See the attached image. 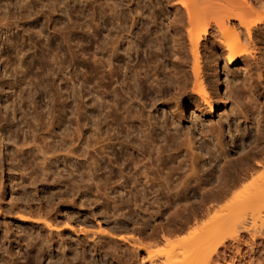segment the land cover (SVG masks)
I'll list each match as a JSON object with an SVG mask.
<instances>
[{
  "label": "rangeland",
  "instance_id": "obj_1",
  "mask_svg": "<svg viewBox=\"0 0 264 264\" xmlns=\"http://www.w3.org/2000/svg\"><path fill=\"white\" fill-rule=\"evenodd\" d=\"M21 2V0H12L11 6L3 9L6 1L0 0V14L5 12H9L11 14L20 12V5H23ZM220 2L223 1L221 0ZM46 3L49 5L43 9L49 16V21H44L45 19L42 18V21L40 20L35 24V26L38 27L37 30L43 28V26L46 28V36H40V38L36 33L37 30L34 29H32L33 31L30 30L28 32L29 26H22L20 30H15V35L12 33V38L16 39V43H20L19 46L24 43L22 45L23 47H21L25 49L24 52L27 51L25 52V58L27 59V62L29 61L30 67L27 71L26 69L24 70L27 78V82L25 81L26 84L24 83L25 85L23 86H16L17 82L20 81V78L23 76L22 72L14 71L6 75L4 66L0 67V85L4 86L3 84L7 83L13 84L17 87V92H12L8 88L7 90L5 89L6 91L0 88L3 90V92L0 91V127L1 125H5L4 129L0 131V264H49V262L58 261L64 264V260L59 259L62 255H64L65 261H69V264H117V262L114 261L116 258L118 261L119 256L117 255H122L127 250L126 242L119 240L121 237L128 238L132 236L135 237L134 235L137 236V233L134 232L137 226L138 228H143L148 234H159L161 236V232L164 231L163 229L165 227L169 229L171 226V228H173L170 229L174 231V235H172L169 240L164 239L163 236L162 238H158V236L155 235V241H149L151 244L149 246V251L156 254V258L158 257L159 260H163L168 251H171L173 248H177L175 246H178L179 243L185 241L188 242L193 238H198L200 234L203 235L207 229H210V227L216 224V216L220 217L221 213V215L225 212L228 213L226 209H228V207L233 209L236 205H231L230 201L224 204L220 203L218 205L219 207L217 206L215 210L212 211L211 215L206 214V216H204L205 214L201 215L198 213L197 216L199 218L197 217L195 220L193 217H189L192 218L189 219L186 216L191 213V209L198 210L196 206L198 205L197 201L199 198H194L188 203L168 201L167 199H162L161 202H141L142 194L144 195L142 190L143 188L138 185L134 187L135 185L133 184L136 180L137 182L142 181V177H138V169H136L133 164V162L138 161L135 157L139 159L146 156L149 157V153H154L152 152L154 151L152 148H155L153 146H156V149L158 150H155V153H158L161 150L162 152H160L161 154L163 153L164 157L175 156L176 159L173 158V161L168 166V169L171 170L170 168L173 169L178 166L181 160L186 159L184 156L186 155L187 146L185 147L183 144H185L186 140L185 134H189L190 138L193 139L194 142L198 141V147H200L203 143L204 146H207L204 147L203 154L207 162L205 165L209 168L211 165L209 166L208 164L212 163L210 161H213L214 155H212L211 160L210 157L207 156V150L205 149H208V146H210L211 143L209 141L210 139L205 138L202 135V131H209L211 126H215L216 124V127H219L220 123L226 128V136L223 138L224 144H226V147L233 149L234 146H232L230 141L231 137L227 135L229 131V125H227L229 121L227 117L232 120V129L235 131V125L233 119H231L233 116L230 117V114L233 115L232 112L235 111L234 113H236V110L239 109L237 106L235 107L237 104H235L234 98L235 92L237 93L238 90L237 87L241 86L239 87L241 98L248 97V99L250 98L252 101L255 99V101L257 100V103L262 104L264 102V36L259 37L260 40L257 39L260 51L256 53V57L254 59H249L245 62L246 64L242 62L239 65L229 67L228 63H226L223 59V52L219 49H215L214 53L223 59L220 61L222 72L220 77L222 81L225 80V77H227V89L225 87L221 91V95L225 98V101H227L226 106H220L216 102L215 105L217 113L213 116L206 114L203 115L201 113L195 114L193 112V107L196 106L195 100L188 99V107L177 113L176 117L174 115L177 110L175 104H177L176 102L179 98H176L173 89L175 88L174 86L168 85L169 87H167V89L169 91H165V95L169 94V96H164L163 92V101L160 100L161 102H157V99H155L156 91L154 88L151 89L150 82L148 83V86H144L143 89L140 87L137 88L138 86L136 85V87L132 85L133 88L129 87V81H127L128 84L127 82H124L125 85L127 84L126 87L125 85H122V82L125 79L124 74L126 73V70L124 69L128 70L127 72L130 73V75H128L129 77L131 76L130 79L132 80V84H135L133 80V77L137 78V75H134L136 73L135 70H140L142 66L145 67H142L141 70L142 78H145L146 74L143 75L144 72H149V75L151 76V74L155 73L154 71H159L160 77L164 75V77L162 76V79H165L164 81L170 83V81L167 80L168 76H165V73L167 74L172 72V68L174 66H178V63L172 55L173 49H170L173 46V38L171 37H173L172 34H174V32L170 29L169 31L167 27L169 24L167 22H170L173 19V17H171L173 15L170 9L168 10L169 6L164 0H45V4ZM214 3L211 1V4ZM35 4H37V7L39 6V9L41 1L37 0V3ZM17 6L19 7L17 8ZM113 8H115V10H112ZM40 9H42V7ZM138 11L140 13H138ZM114 12L115 14L118 13L116 15L117 17L114 15ZM153 14H156L155 16L159 18H157V22L160 21L155 24L156 27L155 25H152L155 23ZM116 18H119L118 21L121 19V23H123H119L120 21L118 22ZM35 19L36 17H33L25 21ZM150 21L152 22L150 23ZM118 23L121 26L118 25ZM144 23L146 25H144L145 28L147 27L148 29L149 26L152 28L151 29L149 27L153 30L152 32L155 33L154 35L148 34L149 37L146 34L140 35V33H145L147 30L141 29ZM165 26L167 28H165ZM25 29L26 32H24ZM31 31L33 33H31ZM138 35H140L142 39ZM10 36L11 34L2 36L0 39V49L5 54L10 53L12 61L17 64L19 57L16 56V53L19 48H22L17 44V50L13 51V45L16 49L14 41L10 42L11 46H9V42L6 43L7 37ZM47 36L49 37L47 38ZM156 36L159 39L158 42L163 39L167 41L163 40V43H166H162L165 47L163 50L161 49V45L158 47L159 44L154 43L157 42ZM44 37L46 38V41ZM162 37L164 38L161 39ZM149 38L152 39L150 40ZM18 40L19 42H17ZM116 40L120 42L116 45L120 47L118 51L120 54H117L118 56L116 55L117 51L114 54L110 52L111 48H113L112 44ZM4 42L5 44H3ZM144 43L148 44L145 46L143 45ZM44 44L49 46L47 47V62H49L47 65L46 77H42V70H40L42 67L41 53L43 52L42 47ZM150 44L152 45L150 46ZM132 45L133 48H131ZM170 45L172 46L170 47ZM157 50H159L160 53ZM108 56L110 58L114 57L117 69H120L121 67V73L123 74H119L121 70L117 71L116 68L114 69L116 72L113 77H116V80L113 77H108L110 76V72L108 73L107 68H96L98 64L100 65L99 62H101L102 58H105L104 61L109 60L110 58H108ZM94 57L95 61L93 60ZM156 57L157 59H155ZM96 58L98 60H96ZM164 58L166 60H164ZM164 62L168 67L162 69L165 65ZM174 62L176 65H172ZM69 63L71 67L69 66ZM159 64L164 65L160 67ZM241 65H246V69L241 68ZM66 66H69V71H66L68 69H65ZM125 66H128V68ZM131 66L133 68L135 67L132 71L129 70V68L132 69ZM155 67L159 68L155 70ZM99 70H103L102 73ZM104 71H107V76ZM70 74H74L75 76H73L76 79L77 77H81L82 81H88L87 83L86 81H81L80 85L72 87L73 85L70 77L72 78L73 76ZM103 75L105 78L107 77V79L103 78ZM112 79H114L116 83ZM151 80L152 79H149V81ZM84 83L88 85L85 86ZM251 85H253L255 93H251ZM121 86H124L125 88ZM148 88L150 89L148 90ZM224 90H226L225 93ZM96 93H101L107 96L109 95V99L107 100L108 102H103L102 100L93 102L96 98ZM114 94L117 98L114 97ZM119 94L120 96H117ZM83 95L87 97H83ZM134 95L137 99H140L137 100ZM241 98V110L245 113L247 112V115L250 113V110L248 107H244L243 105L245 103L248 106V101L242 103ZM112 103L113 105L116 104V106H114L115 108L111 106ZM105 105H109L110 107L107 106L109 110L114 109L115 112L113 113L112 110L109 111L108 108L106 109ZM125 108L126 110L134 109V111L137 109L136 112L139 113V111H141L142 113L136 114V112H131V110L125 111ZM14 110L17 112L14 113ZM124 111L127 115L128 111L132 114L135 113L134 115L136 119L138 118V120L134 119V129L138 131L140 128L137 129V125L140 127L143 126L142 130L144 132L142 134L144 138L138 131L137 133H139L142 137L138 139L139 136L138 134L135 136V130L134 135H127L128 133L126 131L128 130L129 132L130 130L123 121L126 117ZM81 112L82 114L86 113V115L82 116V120L84 119V121L79 122V114ZM110 112L111 118H109ZM238 112L239 110L237 111V114H239ZM106 114H109L107 119H111L108 120L111 121L113 126H115L114 128L113 126L109 127L111 124H109V121L105 120L107 116ZM140 118H142L141 120L143 122L139 121ZM156 120L157 122L160 121L157 125L155 124ZM150 121L152 125L154 124L156 126H151ZM171 123L175 124V126H172ZM247 123L250 124V121L242 119V133L246 131H248L247 134L251 133V124L247 125ZM84 124L87 126L85 127ZM124 125L126 127H124ZM98 126H100V128L102 127V129H98ZM98 130H102L100 134L103 132V136L98 134ZM106 134L109 137H107ZM150 134L151 137L154 136L152 138L153 141L151 138H148V135ZM126 139L127 141H125ZM144 139H147V141H144ZM121 141L127 143L124 144L121 143ZM140 141L142 142L140 143ZM145 142L148 143V146ZM150 142L152 144H150ZM96 143H98V145ZM120 143L121 145L124 144L126 149L123 148L124 146H121ZM130 143L132 146H130ZM142 143L147 146L146 149L149 145L152 146H150L151 148L145 150V146ZM135 144H138L136 148ZM99 145H103L104 147H102L105 149L102 150ZM139 145L140 147L141 145L142 147L144 146V148L142 149L141 147V149L145 152L147 151L148 154L142 150L139 151ZM107 146H109L110 149H107L109 148ZM126 146L129 147L127 148ZM99 148L101 152H104L106 149L107 150L103 154L99 152ZM124 149L128 152H125ZM121 150L128 155L126 156ZM138 152L142 153L143 156ZM155 153L152 154V157L159 155V153ZM229 153L231 155L234 154L232 151H229ZM130 155L131 157L134 155L133 158L135 160L132 158L130 159V161L134 160L133 162L127 161ZM155 157H153V159H155ZM126 163L129 165L127 166ZM153 163L154 165L156 164L155 161H153ZM168 169L166 171L169 172ZM120 170L123 173L120 174ZM263 173L264 168L259 170L258 174L252 179L254 180ZM129 177H132L131 180H129ZM133 179L136 180L134 181ZM252 179L250 178L248 181H244V184H241L244 187L239 186L241 190L237 188L239 190L238 193L245 192L253 183ZM131 183L134 186H132ZM128 184L131 185L129 186ZM122 185L125 190L121 188ZM236 193L237 190L234 194L236 195ZM137 194L138 196L140 195L141 198L138 197ZM197 194L198 192L191 193V195L195 197L198 196ZM134 195L135 197H138V199L133 198ZM108 196L109 201L106 198ZM241 206L244 205H240L239 208ZM247 208L252 209L253 206L252 208L251 206ZM250 211L248 210V213ZM253 211L254 210H252L251 214H255L257 212ZM259 211L260 212H257L256 214L259 216L262 212V215H260L261 220H259V217L256 216L258 217L257 223L259 221L263 222L262 217L264 216V205ZM50 215L54 216V219L57 217L60 222L64 223L62 224L63 226L61 225L62 229L66 227L64 225L67 223H72L73 225L75 224L74 226L77 227V234L67 230L63 235L64 238L62 237V239L60 237V239L54 234V236L52 234H48L46 229L39 230L41 228L31 227L28 223H24L23 219H21L22 217H31L34 220L45 221L52 218ZM184 216L186 220L184 219ZM187 220H192L191 223L188 221V225L190 224L189 226L185 224L187 223ZM218 221L219 220H217V224ZM183 224H185L186 228ZM217 224L215 225L216 227ZM211 229H213V227ZM83 230L86 231V234ZM78 231L84 232V234L80 233V236H78ZM109 234L115 235V238L113 239L107 237L106 235ZM39 239H41L42 242ZM45 239H47V241ZM162 239L163 241H161ZM61 240L65 241V246H63V242ZM42 243L43 245L46 243V246H43ZM253 248L250 247L248 250L245 249L249 253H252H250V256L248 255L249 253L244 250L245 253L243 254L246 256L245 260L247 262L249 261L250 264H263L264 255L261 253L259 254L258 251H253ZM41 249L44 251V255L42 256V261L39 262L37 261V254ZM19 251H21V256L15 255V257L14 253L16 252L15 254H17ZM105 252L111 256L110 257L108 255V258H105L106 261L103 259ZM9 253H13L11 254L12 256ZM255 253H258L260 256ZM17 256L23 258L21 259ZM51 257L55 258V260L53 259L50 261ZM114 257L116 258L114 259ZM111 258L114 260L112 261ZM252 258H255L256 260L258 259V261L256 262V260H253ZM249 262L247 264H249Z\"/></svg>",
  "mask_w": 264,
  "mask_h": 264
},
{
  "label": "bare ground",
  "instance_id": "obj_2",
  "mask_svg": "<svg viewBox=\"0 0 264 264\" xmlns=\"http://www.w3.org/2000/svg\"><path fill=\"white\" fill-rule=\"evenodd\" d=\"M5 1H6V3H5L6 6L4 5L3 9L5 7L6 8L10 7L11 2H12V0H5ZM21 1H22L21 3L23 5L22 6L20 5V8H19L20 12H16V13L12 12L13 14H11L9 12H5L3 14H0V39L2 38L3 35L11 34L10 37H7L6 43L7 42L10 43V42L14 41V43L16 44L15 47L18 44V43H16V39L12 38V33H14V35H15V32H16L15 30H20L22 26H25V27L29 26L28 32L32 29L37 30L38 27H36L35 24L38 23L42 18L45 19L44 21H47V22L49 21V16L47 15V13L43 9L49 5V4L47 5V3L45 4V0H40L41 1L40 8L42 7L43 10L40 8L38 9L39 6L38 7L36 6L37 4H35V3H37V0H21ZM164 1L169 6L168 10L170 9V11L172 12V15H173V16H171V17H173V19L170 18V19H172L171 21L168 19L170 22H167V23H169L167 27H168V30L170 29V30H172V32H174V34H172L173 37H171V38H173L172 39L173 40V46L170 45V47L172 46V48H170V49L171 50L173 49L172 55L175 57V59L178 63V66H176V67L172 66L173 67L172 72L167 73V74L165 73V76L167 75L168 78L170 79L169 80L167 78V80L170 81V83H168L167 81H164L165 79L164 80L162 79V76L164 77V75H162V73H161L162 76L160 77L159 71H157V72L154 71L155 73L151 74V76L149 75L150 74L149 72L148 73L144 72L143 75H145V74L146 75H145V78L144 77L142 78L141 70H142V67H144V66L141 65L142 67L140 68V70L139 69L135 70L136 73L134 75L135 76L137 75V78L133 77L135 84H132V80L130 79L131 76L129 77L130 73L127 72L128 70L123 68L124 70H126V73H125L126 75L124 74L125 79L122 82L123 83L122 85H125L124 82L129 81V85H130L129 87L133 88L132 87V85H133L134 87L138 86L137 88L140 87L143 89L144 86H148V83L150 82L151 86L150 85L149 86L151 87V89L154 88V90L156 91V94H155L156 98L155 99H157L156 100L157 102L158 101L161 102L160 100L163 101L164 96H167V95L169 96V94L165 95V91H169L167 89V87H169L168 85H172L175 87V88H173V87L172 88L174 89L176 98L177 99L179 98L178 101L175 98L177 101V102L175 101L177 103V104H175V106L177 107V110L174 113V115L176 117H177V113H179L181 110L182 111L185 110L188 107V105H189L187 102L188 99L195 100L196 106L193 107V112L195 114L201 113L203 115L206 114L209 116H213L215 113H217L216 105H215L216 102L220 106H224V105L226 106L227 105V103H226L227 101H225V98L221 95V91L223 90V88L226 87V89H227V77H225V80L222 81V79L220 77L222 74L221 66H220V61L222 58L219 57L217 54H215L214 51H215V49H219L220 51L223 52L222 53L223 59L225 60L226 63H228L229 67L239 65L242 62L245 63L249 59H254L256 57L255 56L256 53L258 51H260L259 47H258L259 45L257 43V39H259V37L264 36V0H222L223 2H220L221 0H218V1L217 0H164ZM211 1L213 3L215 2L214 4H216V5L211 4ZM14 5H16V4H14ZM18 7L19 6H17V8ZM115 8H113L112 10H115ZM115 12H114V15L116 16L118 13L115 14ZM138 13H140V12L138 11ZM155 15L153 14V19H154L155 23L152 25H155V24L160 22V21L157 22L158 17H156ZM33 17L34 18L36 17V19L31 20V21H25V20H27L29 18H33ZM118 19L116 18L117 21H118ZM119 21L118 22L121 23V19ZM151 22L152 21H150V23ZM119 23H118V25H120ZM147 23H149V22H147ZM144 25H145V23L142 25V28H141L142 30L147 29V27L145 28ZM86 26H87V24H86ZM123 26H125V25H123ZM149 27L145 31V33H142V34L140 33V35H144V34H146V35L153 34L154 35L155 33L152 32L153 31V30H151L152 28L150 27L151 28L150 29ZM155 27H156V25H155ZM167 27L165 26V28H167ZM141 29H140V31L142 32ZM32 31H31V33H33ZM24 32H26V29ZM89 32H91V31H89ZM36 33L39 37L40 36H42V37L46 36L45 35L46 34V28H44V26H43V28L37 30ZM140 35H138V36H140ZM146 35H145V37H146ZM48 37L49 36H47V38ZM148 37H149V35H148ZM156 38H157V36H156ZM163 38L164 37H162L161 39H163ZM141 39H142V37H141ZM158 40L159 39L157 38L156 41L158 42ZM163 40L159 41L158 43L154 42L155 44H159V46L157 45L158 47H160V45H161L162 50H163V48H165L164 45H162ZM45 41H46V38H45ZM164 41H166V40H164ZM17 42H19V40ZM31 42H32V40H31ZM119 43L120 42L117 40L113 44L111 43L113 48H111L110 52L112 54H114L116 51H117L116 55L120 54V53H118L120 47L116 46ZM154 43H152V44H154ZM3 44H5V42ZM19 44H18V46H19ZM23 44H21L19 47H21ZM88 44H90V43H88ZM147 44L144 43L143 45L146 46ZM152 44H150V46ZM163 44H166V43L164 42ZM9 46H11V43L9 44ZM12 47H13L12 48L13 51L17 50V47L15 49L14 45ZM47 47H49V46H47L46 44H44L42 47V51H43L41 53L42 67L40 69V70H42V73H41L42 77H46L45 75L47 72V65L49 62V61L47 62ZM80 47H81V45H80ZM131 48H133V45ZM161 49H160V51H161ZM24 50L25 49H23V48L22 49L19 48L17 50L16 56L19 57L18 58L19 60H18V63L15 64V62L12 61L11 54L10 53L5 54L0 49V67L4 66V70L6 72V75H8L9 73H12L14 71L15 72L20 71L23 73V76L20 78V81H18L19 83L17 82L16 86L17 85L23 86L26 84L25 81L27 78L25 76L26 72L24 70L26 69V71H27L30 67L29 61L27 62V59L25 58L26 57L25 52H27V51L24 52ZM80 50H82V49H80ZM105 50H107V49H105ZM48 51H49V49H48ZM69 51H70V49H69ZM157 51H159V50H157ZM160 51H159V53H160ZM83 52H84V50H83ZM136 52H138V51H136ZM108 53H107V55H108ZM73 54H75V53H73ZM96 57H98V56H96ZM108 58H110V57L108 56ZM205 58L207 61L205 60ZM155 59H157V57ZM159 59H160V57H159ZM93 60L95 61V57ZM96 60H98V59L96 58ZM104 60H105V58L104 59L102 58L101 62H99L100 65L98 64L99 66L97 65L96 68H99V67L100 68L104 67L105 69L107 68L108 73L110 72L109 73L110 76H108V77L112 78L116 72V71H114V69L116 68V65H115L116 63H115L114 57L113 58L111 57L107 61H104ZM164 60H166V59L164 58ZM162 62H160V63H162ZM225 62H224V64H225ZM154 63H155V61H154ZM95 64H97V63H95ZM190 64H191V67H190ZM159 65L161 67L164 64H159ZM172 65H176V63L174 62ZM225 65H223V66H225ZM69 66L71 67L70 63H69ZM69 66H66L65 69H67ZM125 67L128 68V66H125ZM166 67H168V66H166V63H165V65L162 67V69H164ZM240 67L246 69V65H243V66L241 65ZM158 68L155 67V70ZM105 69H103V70H105ZM133 69H135V67L134 68L132 67V69L129 68V70H131V71ZM7 70H9V71H7ZM103 70H101V71L99 70V71L102 73ZM118 70H121V67H120V69H117V71ZM143 70H145V69H143ZM66 71H69V68ZM146 71H147V69H146ZM121 72H122V70L120 71L119 74H123ZM224 72H225V70H224ZM99 73H98V75H99ZM226 74H227V72H226ZM70 75L73 76L74 74L73 75L70 74ZM107 75L108 74L106 73V76ZM73 77L72 78L70 77L71 83L73 85L72 87H76L77 85H80L81 81H82L81 77H77V79L75 77L74 78ZM146 77L149 79H152V80L149 81V79H147ZM103 78H105V76ZM105 79H107V77ZM114 79H112V80L114 81ZM83 81L85 82L86 80H83ZM87 81H86V83H87ZM127 84H128V82H127ZM127 84L125 85V87L127 86ZM3 85L4 86L0 85L1 89L7 90V88H8L12 92L13 91L17 92V87L15 85L7 84V83L3 84ZM30 85H31V83H30ZM86 85H88V84H85V86ZM121 87L125 88L124 86H121ZM239 87H241V86L237 87L238 90L236 89L237 93L235 92V97H234L235 98V104H237V105H235V107L237 106L239 108L238 109L239 114H237L238 110H236L234 108L233 109L236 110V113H234L235 112L234 111V112H232L233 115L230 114V117L233 116V118H231V119H233V122L235 125V131L232 129V120H230V118L227 117V119L229 121V123L227 122L228 123L227 125H229V131H228L227 135H229L231 137L230 141L232 143V146H234L233 149L226 147V144H224L223 138H225V136H226V130H225L226 128L223 124L220 123L219 127H216L217 124L215 126L212 125L211 128L209 129V131H202V135L205 138L210 139L209 141L212 145V146L211 145L208 146V149H205V150H207V156L210 157V160H211L212 155H214L213 161H210L212 163L208 164L209 166L211 165L209 168H207L206 167L207 165H205V163H207V162H206V158L203 154L204 147L206 145L204 146V143H203L200 145V147H198L197 146L198 141L194 142L193 139L190 138L189 134H185L186 140H185V144H183V146H185V147L187 146L186 155L184 156L186 159L181 160L179 162L178 166L174 167L173 169L170 168L171 170L168 169V166L171 164V162L173 161V158H175V156L164 157L163 153L161 154L162 151L160 150L161 152L160 151L158 152L159 155L158 156L156 155V157L153 156V157H155V159H153L152 154H154L155 150L157 151L158 149H156V146H153V147H155V148H152V150H154L152 152H154V153L148 154L147 151L145 152L142 149L145 146L144 149L147 150L148 148H151L150 146H152V145H149V147L146 149V147L148 146V143H146V142H145V144H147V146L144 145V143H142L144 145L143 147L141 145L142 149H141L140 145H139L140 150L138 148L137 149L139 151L142 150L143 152L148 154L149 157H147V156L144 158L142 157L143 159L142 158L139 159V158L135 157L136 160L138 159V161H136V162H133L135 160L133 158L134 155H133V157H131V155H130L129 159L127 158L128 159L127 161H129V162L132 161V160L130 161L131 158L134 159L132 162L134 164V167H136V169H138L137 170L138 171V177L139 178L142 177V181L140 180L141 182H139V181L137 182L136 179H133L134 181L136 180V182H133V184L135 186L131 183L132 186H134V187H136V185H138L139 187L143 188L142 190L144 192V195L141 193L142 198L140 195L138 196V194H137V196L141 198V202H145V201L148 203L151 201L161 202L162 199H167L168 201L188 203V202H191V200H193L194 198H199L197 201L198 205L196 206L198 208V210L191 209V213H189V215L186 216L187 218L193 217V219H195V220L198 217L197 216L198 213H200L201 215L205 214L204 216H206V214L211 215L212 211L215 210V208L220 203L224 204V203H228L230 201L231 205H236V206H234L233 209H230V207H228V209H230V210L226 209L228 211V213H226L224 211L226 213V214L224 213L225 215L224 214L221 215L222 214L221 213L220 214L221 218L219 216H216V218H215L216 224H217V220H219L217 227L215 226L216 224H214L212 226L213 229H211L212 227H210V229H207V231L205 233H203V235L200 234V236L198 238L196 237V238L191 239L188 242L185 241V242L179 243L178 246H175L177 248H173L171 251H168L165 254L163 260H159L158 257L156 258V254L152 253V251H149L150 250L149 246L151 245L149 243V241L150 242L155 241V235H157L158 238L159 237L162 238V236H163L164 239L169 240V238L172 235H174V231L171 230L173 227L171 228V226L169 225L170 226L169 229H167L166 227H165L166 229L165 228L163 229L164 231L161 232V234H162L161 236L159 234H155V235L153 234L154 235L153 236L151 234L146 233V231L143 228H138V226L136 225L137 228H135L134 232L137 233V236L134 235L135 237L132 236V237H128V238L121 237L119 240L126 242L127 250L124 254H122V255L120 254L121 256L117 255V256H119L118 261H117L116 257H114V259L116 258V260L112 259L113 258L112 257L111 258L112 261L113 260L116 261L117 264H247L249 261L247 262L245 260L246 256H244L245 254H243V253H245L248 250V248H250V247H252V248L254 247L255 250L253 248V251H255V252L258 251L259 254L261 253L264 255V225H263V223H264L263 217L264 216L262 217L263 222H261L259 220H261L260 215H262L261 214L262 212L260 213L259 216H258V214H256L257 212L258 213L260 212L259 210L262 209V206L264 205V173L262 175L258 176L257 178H255L254 180L252 179V178H254L255 175L258 174L259 170H262L264 168V102L262 104V103H257V100L255 101V99L252 101L250 98L248 99V97L247 98H241ZM1 89H0V91L3 92V90H1ZM146 89H147V87H146ZM149 89L150 88H148V90ZM250 90H251V93H253L255 91L253 85H251ZM155 91H153V92H155ZM225 91L226 90H224V93H225ZM163 92H164V96H163ZM107 93H109V92H107ZM166 93H168V92H166ZM239 95H240V97H239ZM84 96L85 95H83V97ZM117 96H120V94ZM142 96H141V98H142ZM85 97H87V96H85ZM114 97H116V95ZM134 97H135V95H134ZM126 98H127V96H126ZM130 98H132V97H130ZM135 98L137 99V97H135ZM240 98L242 99V103L248 101V106L245 103H244V105L243 104L242 105L244 107L249 108V110H250V113H248L249 115L248 114L246 115L247 112L245 113V112H243V110H241L242 107L240 105V102H241ZM83 99H85V98H83ZM108 99H109V95L107 96V95H104L101 93H96V98H95V100H93V102L98 101V100H100V101L102 100L103 102H108L107 101ZM138 99H140V98H138ZM103 104H105V103H103ZM106 104H108V103H106ZM116 104L113 105V103H112L111 106L114 107V106H116ZM107 106H109V105H107ZM107 106L105 105L106 109L108 108ZM118 106H119V103H118ZM96 109H98V108H96ZM116 109H117V107H116ZM233 109H232V111H233ZM108 110H109V108H108ZM111 110L113 113L115 112L114 109H110L109 111H111ZM127 110L130 111L131 109H127ZM127 110L125 108V111H127ZM205 110H207L208 112ZM129 111H128V115L125 112L126 117H125V119L124 118H122V119H124L123 120L124 124H126L127 128L130 130L129 131L130 133H129L128 130L125 128L127 130L126 132L128 133L127 135H129V134L134 135L135 129H134L133 123H135L134 119H136L134 112H136L137 109H136V111H134V109L131 110V112L134 111L133 112L134 114H132ZM13 112L15 113L17 111L14 110ZM220 112H221V109H220ZM137 113L138 112H136V114ZM139 113H142V112L139 111ZM83 115H86V113L82 114V112H81L79 114V116H80L79 122L84 121V119L82 120ZM108 115L106 116V119H105L106 121L111 120V119H109V118H111V112L109 115L110 117L108 118L109 120L107 119ZM104 116H105V114H104ZM117 116H118V114H117ZM118 118H119V116H118ZM141 119L142 118H140V120H139L140 122L142 121ZM242 119L250 121L251 125L249 123H247V125L251 126V130H250L251 133L247 134L248 131H246L244 133L241 132V130H242L241 129ZM136 120H138V118ZM149 120H150V118H149ZM2 121H4V120H2ZM6 122H8V121H6ZM109 122H110L109 124H111L109 127H112L113 125H112L111 121H109ZM155 122H156L155 123L156 125L160 123V121L157 122V120ZM218 122H219V120H218ZM150 123H151V121H150ZM171 124H172V126H175V124H173V123H171ZM8 125H10V124H8ZM84 125H85V127L87 126L86 124H84ZM156 125H154V124L152 125V123H151V126H156ZM4 126L1 125L0 131H2L4 129ZM126 126L124 125V127H126ZM135 126H136V124H135ZM138 126L139 125H137V129L140 128L138 131L143 136V134H142L144 132L142 130L143 126L142 127H140V126L138 127ZM102 127L100 128V126H98V129L99 128L102 129ZM114 127L115 126H113V128ZM116 127H118V126H116ZM124 127L122 126L123 129H124ZM151 128H153V127H151ZM119 129H120V127H119ZM175 130H177V129H175ZM101 131H99V133H98L99 135L103 134V132H102V134H100ZM138 131L135 130V136H136V134H138V136H139L138 139H140L141 135L139 133H137ZM151 133H152V131H151ZM107 134H106V136H107ZM102 136H101V138H102ZM109 136H107V137H109ZM118 136H120V135H118ZM111 137H113V136H111ZM153 137H151V134L148 135V138L152 139ZM113 138H115V137H113ZM113 138H111V139H113ZM143 138H144V136H143ZM122 139H123V137H122ZM147 139H144V141L145 140L147 141ZM125 141H127V139ZM142 141H143V139H142ZM142 141H140V143ZM152 141H153V139H152ZM151 142H150V144L153 143V142L152 143ZM103 143H105V142H103ZM121 143H124V142L121 141ZM121 143H120V145H121ZM125 143H127V142H125ZM136 143H137V141H136ZM96 144L98 145V143H96ZM124 144H122V145L124 146ZM230 144H229V146H230ZM126 145H128V144H126ZM137 145L135 144V148ZM153 145H155V144H153ZM102 146H100L101 149L102 150L105 149V148H103L104 146L103 147ZM130 146H132L131 143H130ZM107 147H109V146H107ZM123 148H125V146ZM107 149H110V147ZM125 149H124V151L126 152L127 150H125ZM98 150H99V152H101L100 148ZM105 151L104 152L102 151L101 153L104 154ZM229 151L234 152V154L233 153L232 154L235 156L231 155L229 153ZM99 152H98V154H99ZM125 152H123V153L126 155ZM150 152H151V149H150ZM138 153H140V152H138ZM158 153H155V154H158ZM131 154H133V153H131ZM140 154H142V153H140ZM103 156H105V155H103ZM142 156H143V154H142ZM124 160H125V158H124ZM153 161L156 162L155 165H154ZM203 162H204V164H203ZM126 165H127V163H126ZM167 169L169 170V172L166 171ZM121 173H123V172L120 170V174ZM122 177H124V176H122ZM131 178L129 180H131ZM250 178L253 180V183L251 184L252 186L250 185V187H248L247 190L245 189L246 190V191L244 190L245 192L238 193L239 190H241L239 186H243L241 184L244 181H248ZM129 180H127V181H129ZM137 183H139V184H137ZM124 187H125V182H124ZM124 187L122 185L121 188H123L125 190ZM236 190H237L238 194L236 193V195H235L234 192ZM196 192H198L197 197H195L196 196L195 194H194L195 196L191 195V193H196ZM138 197H135V195H134L133 198L138 199ZM106 198L109 201V196ZM240 205H244V206H241L239 208ZM245 206H247V207L251 206V208L253 206V208L250 209V208H247ZM257 207H259V208H257ZM246 209H247V211H246ZM248 210L249 211L251 210V211L248 213ZM252 210H254V211L258 210L255 213L256 215L254 213L251 214ZM50 216H52V215H50ZM256 216H258L259 218ZM53 217L54 216H52V218L45 220V221L34 220L31 217H25V218L22 217L21 219H23L24 223H28V225H30L31 227L41 228L39 230L46 229L48 231V234H52V235L54 234V235L58 236L59 238L60 237L62 238L64 233L67 230L75 232L77 234V227L74 226L75 224L73 225L72 223H67L66 225H64V226H66V227H64L65 229L64 228L62 229L61 225L64 223L60 222L57 219V217H55V219ZM257 218L259 219L258 223H261V224L257 223ZM184 219L186 220L185 216H184ZM189 219H192V218H189ZM188 221L189 220H187V223H185V224H187V226L190 225V224L188 225ZM191 221H189V222L191 223ZM193 222H194V220H193ZM185 224H183L184 227H185ZM81 231L80 232L78 231V236H80L79 235L80 233L84 234V232H85V234H86V231H84V230H83L84 232H81ZM87 235L89 236L88 233H87ZM106 236L113 238V239L115 238L114 237L115 235L109 234ZM99 237H101V236H99ZM39 238H40V236H39ZM44 238H47V237H44ZM153 238H154V240H153ZM41 239H39V240H41ZM45 240L47 241V239H45ZM61 241L63 242L62 243L63 246H65L66 245L65 241L64 240H61ZM161 241H163V239ZM41 242H42V240H41ZM43 242H44V240H43ZM46 243H45V245H43V243H42V245L46 246ZM37 246H38V244H37ZM52 246H53V244H52ZM49 247H51V246H49ZM245 249H247V250H245ZM244 250H245V252H244ZM65 251H66V249H65ZM15 253H14V256L15 255L21 256V251H19L17 254H15ZM50 253H51V251H50ZM250 253L248 254L249 256H250ZM258 253H255V254L258 255ZM11 254H13V253H11ZM64 254H65V252H64ZM43 255H44V251L42 249L39 250L38 254H37V258H38L37 261L41 262ZM108 255L109 254L105 252L103 259L105 260L106 257L108 258ZM20 256L19 257L17 256V257L22 259L23 257H20ZM258 256H260V255H258ZM256 258H260V257H256ZM53 259L55 260V258L51 257L50 261H52ZM59 259L64 260V262H65L64 264H69L68 260L65 261L64 255H62L61 258H59ZM257 261H258V259L256 260V262ZM49 264H62V263H60L58 261V262H49ZM249 264H250V262H249Z\"/></svg>",
  "mask_w": 264,
  "mask_h": 264
}]
</instances>
